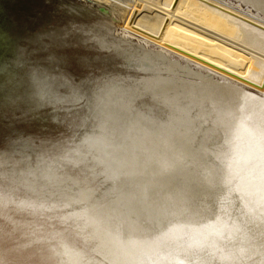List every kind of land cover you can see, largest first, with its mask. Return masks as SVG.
Here are the masks:
<instances>
[{
	"label": "rangeland",
	"instance_id": "rangeland-1",
	"mask_svg": "<svg viewBox=\"0 0 264 264\" xmlns=\"http://www.w3.org/2000/svg\"><path fill=\"white\" fill-rule=\"evenodd\" d=\"M88 1L0 0V162L8 160L19 168L24 164L21 157L27 152L36 161L54 160L69 172L90 175L94 168L102 170L98 161L115 152L113 133L125 156L132 154L133 166H127L134 171L114 178L109 170H102L108 181L99 193L90 201L73 202L68 209H85L101 217L98 227L104 246L115 252L119 240L126 261L136 263L143 254L152 253L155 246L165 248L177 242L168 236L169 230L185 226L191 220L213 224L209 229L216 234L213 230L218 222L216 214L213 212L210 221L202 217L209 210L206 196L201 194L195 203L192 197L174 187L179 184L175 180L186 184L190 179L179 166L181 150L155 141L161 132L174 131L171 121L178 106L170 101L175 97L171 91H165L166 84L178 89L190 118L204 109L206 113L212 110L217 117L229 119L232 116L229 110L221 111L226 115L217 110H223L222 102L230 93L247 106L250 117H260L264 122V93L208 74L174 55H158L160 49L135 35L120 32L122 21L118 15ZM227 1L264 17V0ZM112 16L117 20H112ZM45 74L52 80L53 88L56 86L49 93H44L41 84ZM69 88L77 98L75 101L52 96L66 95ZM240 91L260 98L246 97L244 101L238 95ZM95 100L101 103L105 114L93 108ZM182 118L189 120L181 112L175 122ZM79 155L83 157L80 161H70ZM102 164L104 168L113 166L112 161ZM10 178L8 172H0V187L10 184ZM114 183H118L116 188L126 196L138 199L131 201L134 204L130 203L131 199L126 200L128 204L115 211L112 206L102 209L99 214L97 209L103 204L109 206L112 200L105 189ZM237 185L244 193V184ZM69 187L76 185L72 183ZM13 190L15 200L33 199V193L23 186H15ZM144 191L145 196L140 197ZM186 196L187 199L183 198ZM225 200L229 221L221 230L222 239L213 248L221 257L229 256L232 244L248 235L250 224L254 226L255 222L257 228L262 223L252 215L249 217L250 213L240 202H231V197ZM131 205L138 206L141 212H133ZM195 207L199 208L194 210ZM232 208H236L235 213ZM64 211L69 213L60 203L52 208L34 209L6 205L0 197V264L101 261L91 248V227L79 226L89 221L92 214L88 216L81 211V218L79 213L72 215L79 220H63L69 217L62 214ZM154 215L162 217L164 223H159ZM40 231L52 237L45 241ZM258 239L264 243L262 236ZM54 250L65 252L57 262L51 261ZM165 251L166 248L162 254ZM157 257L161 258L158 252ZM262 257L264 253L254 264H260Z\"/></svg>",
	"mask_w": 264,
	"mask_h": 264
},
{
	"label": "bare ground",
	"instance_id": "bare-ground-1",
	"mask_svg": "<svg viewBox=\"0 0 264 264\" xmlns=\"http://www.w3.org/2000/svg\"><path fill=\"white\" fill-rule=\"evenodd\" d=\"M89 1L102 5L109 14L111 11L112 14L118 15L122 21V24L119 25L120 32L129 36L135 35L144 43L160 49L158 55L165 53L174 55L188 64L210 72L208 74L212 73L236 84L255 89L259 93H264V17L250 9L243 10L238 6V3L234 4L227 0ZM111 18L117 20L113 16ZM49 78V75L45 74L41 80L44 93H49L56 87L53 88L52 80ZM166 85L165 91L174 93L175 100L170 98V101L176 103V107L178 106L176 112L173 111L174 119L171 121V129L174 131L171 133L169 131L161 132L158 134L159 136L155 137V139L157 138L155 141L159 142V145L161 143L170 144L181 150L182 159L179 160L180 165H178L189 175L190 179L187 181L193 184L192 186L189 183L193 188L188 183L183 184L181 180H175L179 184H175L174 187L179 192H185L186 195L192 197L195 203H198V197H201V194L206 196L209 210L205 211L202 217H206L210 221L209 218L212 219L213 212L216 214L218 222L215 221L217 223L213 229L216 234L209 229L213 224L204 222V220H202V224L191 220L185 226L179 225L173 227L171 231L169 230L168 236L171 235L177 242L169 246L165 245V254H162L165 248L155 246L152 253L143 254L136 263L126 261L125 256L121 254L122 243L119 240H117L115 250V252L121 250L118 254L104 246L98 227L102 218L96 217L92 214L93 212H88L85 209L71 210L68 208L75 201H90L93 195L99 193L108 181V177L102 170H109L114 178L122 173L132 171L130 166L133 165L130 157L133 156L132 154L130 157L128 154L125 156L122 150L124 148L116 142L113 133H111L112 144L115 152L107 153L111 157L105 155L102 159L105 162L112 161V168L110 166L104 168L103 161L100 160L98 162L102 166V170L94 168L95 171L90 175L82 172H69L54 160L36 161L27 152L25 156L21 157V162L24 164L21 163L19 168L8 163V160L1 161L0 172H8L11 178L10 184H1L0 197L6 202V205L29 206L34 209L52 208L60 203L69 212L62 213L69 216L63 220H79L80 214L84 211L88 216L92 214L89 221L79 226L82 229L87 226L91 227V248L98 253L101 259L96 264L256 263L260 255L264 253V243L258 239V236L264 238V122L260 117H250L247 106L240 103V99L229 92H227L229 96L223 97V110L214 108L215 111L225 115L226 113L221 111L229 110L232 114L229 119H221L212 110L206 113L204 109L197 111V115L190 118L187 107L183 106L181 102L182 97L178 93V89L171 83ZM69 90L66 95L55 94L52 96L75 101L77 98L70 88ZM224 92L226 91L224 90ZM238 95L244 101L246 97L260 98L245 91H240ZM171 102H168V105L173 104ZM92 106L97 112L104 113L101 103L96 100ZM181 112L188 115L189 120L182 118L175 122ZM179 128L181 129L179 130ZM78 157V159L70 161L76 163L83 158L80 155ZM29 161L34 164H29ZM171 180L172 178L169 179V182ZM72 183L76 187L70 188L69 185ZM237 183L244 184L246 188L244 193L239 191ZM15 186H23L31 191L33 199L19 197L15 200L13 194ZM118 186V183H114L105 189L107 195H112V200L108 202L109 206L103 204L97 209L99 214L102 209L113 207L115 211L116 208H123L128 204L125 201L131 198L118 190L116 188ZM145 194L144 191L143 195L139 196L142 197ZM188 196L183 198L187 199ZM225 197H231V202L235 204L240 202L250 213L249 217L254 216L256 221L261 220L262 223L260 222L261 224L259 223L257 228L255 222L254 226L250 224L248 235L232 244L230 252L227 253L230 254L229 256L221 257L213 248L214 244L222 239L221 230L229 221L226 215L228 204ZM134 199L137 201L138 198L129 200L130 203ZM131 208L135 213L141 212L138 206L131 205ZM198 208L195 207L194 210ZM232 209L235 213L236 208ZM76 213H79V217L74 219L72 215L75 216ZM153 218H156L161 224L164 223L162 217L158 218L154 215ZM217 227L220 228V231ZM40 233L45 241L52 237V235L47 237L42 231ZM157 252L160 253L161 258L157 257ZM63 253L65 252L52 251L51 261L57 262V258H60ZM259 263L264 264V258Z\"/></svg>",
	"mask_w": 264,
	"mask_h": 264
}]
</instances>
